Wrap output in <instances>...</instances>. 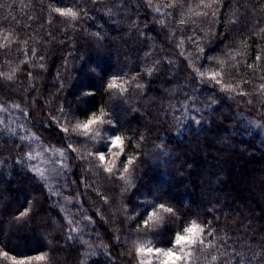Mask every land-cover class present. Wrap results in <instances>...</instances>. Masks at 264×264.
I'll list each match as a JSON object with an SVG mask.
<instances>
[{"label": "trees", "instance_id": "16d2710c", "mask_svg": "<svg viewBox=\"0 0 264 264\" xmlns=\"http://www.w3.org/2000/svg\"><path fill=\"white\" fill-rule=\"evenodd\" d=\"M193 222L176 264H264V0H0V264H161Z\"/></svg>", "mask_w": 264, "mask_h": 264}, {"label": "snow or ice", "instance_id": "6c2138e0", "mask_svg": "<svg viewBox=\"0 0 264 264\" xmlns=\"http://www.w3.org/2000/svg\"><path fill=\"white\" fill-rule=\"evenodd\" d=\"M57 11H60V10L57 9ZM61 14L62 15H73V16L75 15L71 11L61 12ZM212 78L215 79V76H213ZM109 87L110 88L117 87L116 82L113 81L109 85ZM102 115H103V113H101V116ZM101 116H95L94 115L93 117L88 119L87 123H84L83 125H77V127H81L83 129V131H85V132H90L92 130L93 125L101 122ZM113 148H117V149H120L121 151H123L122 141H121V138L119 136L113 135L111 145L109 146V150H111ZM117 155H119V153H117ZM99 159L102 162L105 161V155L102 153L99 154ZM128 163H132V161L130 160ZM106 170L111 171V168H108ZM125 170H127V169H125ZM160 207L165 212H169V213L173 212V209L170 207H165L164 205H161ZM153 215L154 214L149 215V220L153 219ZM147 223H148V221H145V225H147ZM203 233H204V228L201 227L200 225L196 224L195 222H193L192 224H190L189 226H187L183 229L182 234L178 233L176 235L175 241L173 244V248H179L180 253H185L184 257H182L177 252L173 251V248H169L167 251H162L161 249L153 250L151 248H148L147 252L151 253V252L155 251L156 254L162 255L163 257H165V259L161 261V264H176L177 261H179L181 259H186L187 255H190V253H186V248L192 247L195 244H197L198 242L203 243V240L201 239V236ZM143 251H145L143 248L138 249V252H143Z\"/></svg>", "mask_w": 264, "mask_h": 264}, {"label": "rangeland", "instance_id": "374dc122", "mask_svg": "<svg viewBox=\"0 0 264 264\" xmlns=\"http://www.w3.org/2000/svg\"><path fill=\"white\" fill-rule=\"evenodd\" d=\"M45 146L36 151L40 163L38 173L45 179L50 175L64 177V173L69 172L66 153L54 146Z\"/></svg>", "mask_w": 264, "mask_h": 264}]
</instances>
